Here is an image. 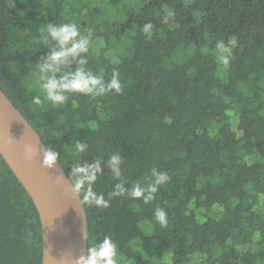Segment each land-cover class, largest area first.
<instances>
[{"label": "trees", "instance_id": "trees-1", "mask_svg": "<svg viewBox=\"0 0 264 264\" xmlns=\"http://www.w3.org/2000/svg\"><path fill=\"white\" fill-rule=\"evenodd\" d=\"M47 22L91 29L86 67L106 81L119 72L122 92L35 105ZM218 41L231 46L227 71ZM0 88L67 175L76 141L88 144L82 159H101L94 190L105 199L118 182L106 163L115 152L129 192L153 167L170 176L147 204L84 205L87 248L110 235L118 264H264V0H0ZM41 260L38 212L0 155V264Z\"/></svg>", "mask_w": 264, "mask_h": 264}, {"label": "clouds", "instance_id": "clouds-1", "mask_svg": "<svg viewBox=\"0 0 264 264\" xmlns=\"http://www.w3.org/2000/svg\"><path fill=\"white\" fill-rule=\"evenodd\" d=\"M153 29L151 22L145 23L142 32L150 36ZM41 44L47 46L48 51L39 57L34 63L33 77L35 87L41 95L33 96L32 102L41 105L43 100L51 106H62L68 101V94H81L92 97L104 96L108 93H121L122 83L120 74L113 71L110 79H104L103 74H94L86 67L88 53L93 41V32L88 29L82 32L77 23L47 22L40 29ZM216 58L223 71L230 68L233 58L231 46L223 41L216 43ZM83 54V55H82ZM75 62V67L73 63ZM88 144L79 140L75 143L77 160L74 161L67 175L71 184V190L80 198V203L85 206L106 208L114 197H128L142 200L147 204L155 199V194L161 186L166 185L170 176L166 171H160L153 167L150 170L148 182H139L128 188L122 180V156L115 152L107 157V169L112 177L118 181L105 199L103 193L94 190L98 178L103 174L101 159H93L88 162L82 159ZM36 149L31 145H25L24 152L27 158H31ZM61 154L52 145H46L42 150L41 166L45 169H53L60 164ZM61 176H64L60 173ZM155 220L161 227L168 223L167 213L163 208L154 210ZM76 264H118V248L110 235L93 242L91 246L76 258Z\"/></svg>", "mask_w": 264, "mask_h": 264}, {"label": "water", "instance_id": "water-1", "mask_svg": "<svg viewBox=\"0 0 264 264\" xmlns=\"http://www.w3.org/2000/svg\"><path fill=\"white\" fill-rule=\"evenodd\" d=\"M25 145L36 149L29 159ZM45 143L0 88V155L32 199L42 236L41 264H76L87 250V218L63 166H41ZM63 174L64 176L60 175Z\"/></svg>", "mask_w": 264, "mask_h": 264}]
</instances>
